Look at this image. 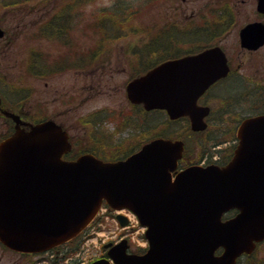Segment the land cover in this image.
Listing matches in <instances>:
<instances>
[{
  "label": "water",
  "instance_id": "95a60500",
  "mask_svg": "<svg viewBox=\"0 0 264 264\" xmlns=\"http://www.w3.org/2000/svg\"><path fill=\"white\" fill-rule=\"evenodd\" d=\"M258 8L264 13V0ZM241 38L246 47L251 39L262 44L264 26L246 27ZM228 71L225 53L211 48L134 79L128 98L147 111L165 110L172 120L189 116L192 129L203 131L208 111L198 99ZM13 118L16 132L0 144V242L11 250L42 253L72 240L104 202L132 210L148 227V253L126 257L123 242L118 254H109L115 264H235L264 239V116L241 125L240 146L226 167L193 166L174 180L181 141L156 139L115 163L92 155L65 161L71 146L60 126L47 121L27 132ZM234 208L239 215L222 222ZM220 247L225 252L215 256Z\"/></svg>",
  "mask_w": 264,
  "mask_h": 264
},
{
  "label": "rangeland",
  "instance_id": "374dc122",
  "mask_svg": "<svg viewBox=\"0 0 264 264\" xmlns=\"http://www.w3.org/2000/svg\"><path fill=\"white\" fill-rule=\"evenodd\" d=\"M116 1L88 0L81 5L80 0H0V27L5 31V38L0 40V88L7 90L4 96L8 99L12 93H19L12 101H22L28 95L36 117H41V114L55 116L59 112L55 119L68 127L76 121L90 118L91 121L84 123L91 128L88 136L92 141L90 146L108 148L109 151L106 149L104 152L96 150L105 158L117 157L118 154L108 153L111 147H130L138 142V138L143 139L133 121L129 120L130 117L136 119L139 113L129 103L125 92L127 81L137 73L139 66L136 53L139 54L156 35L168 31L169 27L175 30L157 38L156 57L164 51V46L170 49L168 43L173 36L178 38L173 40L183 41L178 47L184 51L201 50L204 44L217 42L218 39L202 37L188 39V32L180 34L176 30L188 31L191 20H201L202 13H207L204 5L208 4L213 9L221 0H119L132 3L133 7L127 9H118ZM223 1H229L232 7L238 8L236 21L239 27L254 16L256 0ZM115 8L116 11H113ZM68 10L70 16L66 12ZM55 15L59 16L63 31L51 35L44 26ZM106 18L117 19L108 37L101 31L99 20ZM234 38L235 32H231L227 39L220 40L228 55H234L235 69L242 62L239 74L247 80L249 77L254 80L257 69L264 64V56L245 54L237 59L240 48L238 39ZM161 44L164 46L161 47ZM33 54L35 58L30 59ZM29 64L34 67L31 71ZM39 70H43L41 76L37 74ZM233 89V84L227 82L217 92L229 94ZM99 112L102 113L97 116ZM160 121H165L164 116ZM181 126L175 123L165 129L153 127L150 134L163 131L177 136L183 133ZM218 127H225V131L214 130L225 133L235 126L225 124ZM96 141H99L98 146ZM199 157L197 139L190 137L188 158L197 163ZM101 245L99 240L97 244L86 246L83 258L89 259L98 254ZM51 256L22 257L0 247V264H32L37 259Z\"/></svg>",
  "mask_w": 264,
  "mask_h": 264
},
{
  "label": "flooded vegetation",
  "instance_id": "af4514ba",
  "mask_svg": "<svg viewBox=\"0 0 264 264\" xmlns=\"http://www.w3.org/2000/svg\"><path fill=\"white\" fill-rule=\"evenodd\" d=\"M257 1L258 0H256L255 3V11L253 12L254 16L250 18V21H247L241 27L237 26L238 22L236 21V19H238V15H237L238 8L232 7L229 1H223V0L217 3V5H214L212 7L213 9H211L210 5L208 4L204 5L206 9L205 11L207 13H202L201 20H194V21L191 20L190 21L191 24L188 26V36L191 35V36H195L196 38L202 37V39H218V41L212 43L213 45L210 47L220 46L226 53L228 64L230 66V74L226 78H223L218 82H216L215 84H213L198 100V105L200 107H205L209 109L208 115L205 118V121L208 125L207 131L199 132V133L192 132L191 121L188 117H182L178 120H170L168 119V115L164 111L155 110V111L145 112L142 106L134 104L132 105V107L133 109H137L139 114L138 117H136V119H134V117L133 118L130 117V119L136 120L137 128L140 129L139 133L141 134L143 139L138 138L137 139L138 142L130 147L122 148L120 147V145H118L120 148L111 147V151L108 153L110 154L124 153L128 155L133 154L137 150L138 145L144 143L143 128L145 121L148 120L147 118L148 117L152 118V120L155 123L159 121L156 127H161L160 119L162 118V116H164L165 120L167 119V122L169 123L179 122L184 125L183 133L179 135L180 136L179 138H177L178 136H176L175 134L172 136L173 138H176L175 140H182L185 143V151L183 153V158L182 160H180L178 165L179 169H184L193 163L188 158V139L190 140V137H194L201 141L204 140L202 138L196 137L195 134L207 133L208 137L211 136L207 140L208 143L211 138L212 141H221L218 145L212 148L213 152L207 153V157H206L207 162L206 161L204 162L205 165L216 164L218 166L223 167L231 160L233 153L239 144L237 137L239 126L247 118H250L252 116L254 117L258 115H264V64L261 66L260 69L259 68L257 69L258 74L254 75V80H252L251 77H249V79L247 80V77L245 76L242 77V75L239 74L238 69L241 68L242 62L238 63L235 69L234 55L233 54L228 55L227 51H225V48L221 43L222 40L220 39H227V36L231 32H235L234 39H238L237 42L240 48L239 52L236 55V57H238L237 59H240L239 56L245 54L249 56H254L257 54L264 56V44L258 46L257 48H253V46L251 48H248V47H243L240 41V32L244 26L255 22H262L264 24V14H261L257 11ZM238 6L239 4H237V7ZM191 16H193V14ZM258 40L259 39H252V41L255 42ZM262 59L264 60V57ZM95 69L96 68H94V70ZM94 80L95 77L92 76V81ZM227 82H231L233 84L234 87L233 91L229 94H220L219 92H217V89ZM26 96L27 98H25L20 102L8 100L6 102L10 103L11 105L8 107H3V99L2 96L0 95L1 123L2 120H5V123L8 124V128L11 126L10 119L6 118L3 115L4 111L12 112L15 115H18L24 123L35 124L39 122L36 115L34 114L30 102V97L28 95ZM219 100H221V102H219ZM71 104H73V102ZM58 115L59 112L55 113V116L52 115L49 116V119L57 118ZM89 119H85L81 122L76 121L73 126H69V127L66 126L64 123H62V125L64 128L68 130V133H71V137H72L71 140L73 142L72 144L77 146L80 151L84 152L85 154H93L95 156L103 155L101 152L107 150L109 151L108 148H104V147L97 148L96 146L95 147L90 146L92 141L89 139L88 136L91 132V128L88 124H84ZM225 124L226 126H235V127L233 129L228 128V130H226L225 133L222 131H217L221 129L225 131V127H223ZM1 125L2 124H0V126ZM218 126H221L223 128H220ZM234 131L236 132L234 133ZM213 134L215 138L213 137ZM101 141L102 140H100V143ZM96 142L98 146L99 141ZM207 149H209V147H207ZM96 150H100L101 152L99 153ZM237 215H238V211L234 209L225 213L222 220L228 221L234 219ZM113 247H114L113 242H109L103 245L102 248L100 249V252L98 253V258L99 259L106 258L108 252L113 250L112 249ZM146 251L147 250L139 251L130 247L127 252L129 254L142 255L146 253ZM223 252H224L223 249H219L216 251V255L219 256ZM48 264H79V263H77L76 261L65 263L61 260H57V261H51ZM236 264H264V239L257 241L255 243V248L251 252H244L242 255H240V257L236 261Z\"/></svg>",
  "mask_w": 264,
  "mask_h": 264
},
{
  "label": "trees",
  "instance_id": "16d2710c",
  "mask_svg": "<svg viewBox=\"0 0 264 264\" xmlns=\"http://www.w3.org/2000/svg\"><path fill=\"white\" fill-rule=\"evenodd\" d=\"M80 4L81 5H85V3H88V0H80ZM116 7L119 8H124L127 9L129 7H133L132 3H128V1H116ZM115 8L113 11H116ZM123 9V10H124ZM122 14V13H121ZM123 15V14H122ZM100 20V24L102 27L103 34L104 36L108 37L109 33H111V31L113 30V26L114 24L117 22V19L114 20L113 19H99ZM112 20H114V23L112 22ZM63 25H61L59 27V32L62 33L63 28H61ZM110 29H112L111 31H109ZM57 30V29H56ZM160 36L164 35V32H160ZM159 37V36H158ZM170 39H172V41H169L168 46H170V49L167 46H164L161 44V47H163L164 51L160 52L159 56H155L154 53L156 52V41H158L159 39L157 38H153L151 40V42L145 47L144 50L140 51L139 54V64H140V69L137 71V75L138 74H143L144 72L148 71L149 69L153 68L154 66H156L157 64L171 59V58H176L182 55H186L188 54V50L184 51L182 50L179 46L180 43H182L183 41L181 40H173V39H178L176 36L171 37ZM100 41V39H99ZM161 41V39H160ZM205 48V45H204ZM137 55V53H136ZM146 122L145 121V125H144V132L145 134H149L150 133V129L153 128L151 125V123ZM166 131V130H165ZM164 131V132H165ZM162 136H166V135H162ZM147 140V139H146ZM221 141H212L211 143V147H209V149L207 148H203L202 150V157L205 156L207 153H209L214 146L218 145Z\"/></svg>",
  "mask_w": 264,
  "mask_h": 264
}]
</instances>
